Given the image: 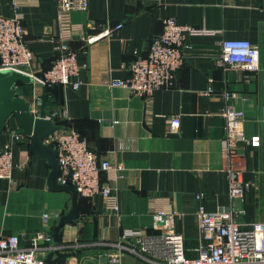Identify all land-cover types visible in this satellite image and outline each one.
<instances>
[{"label":"crops","instance_id":"1","mask_svg":"<svg viewBox=\"0 0 264 264\" xmlns=\"http://www.w3.org/2000/svg\"><path fill=\"white\" fill-rule=\"evenodd\" d=\"M19 1L16 15L27 31V46L34 54L30 70L40 76L55 57L58 1ZM87 1L86 10L71 13L72 22L83 26L70 43L77 63L85 66L78 76L80 87L43 88L31 81L17 86L15 94L25 98L30 109L36 98L42 104L45 95L44 113L63 111L61 122L78 131L93 152L122 166L119 178L111 185L119 211L107 209L100 195L92 199L78 195L79 218L64 224L60 245L55 246L53 228L59 219L44 220L43 215L67 214L71 194L49 189L51 168L45 159L30 153V139L24 138L13 145L11 180L0 179V236L15 234L20 247L25 248L31 245L35 233L49 229L53 250L45 255L53 253V264H108L105 252L111 250L123 231L151 234L152 211L173 208L180 214L175 228L184 238L187 256L193 257L199 240V205L214 211L229 203L220 145L225 135L221 116L224 90L235 94L229 104L244 113L246 136L261 131L264 0ZM0 15H14L12 0H0ZM166 18L216 33L186 36L184 64L176 72L172 87L161 88L149 97L110 87L109 80L128 76L127 64L135 54L147 55L151 38L161 33ZM117 24L121 28L107 37L91 44L84 42L85 35L113 29ZM233 39H245L259 47L260 71L224 70L217 64L221 42ZM167 116L180 118L174 133L168 132ZM17 129L12 116L0 132V149ZM242 148L246 170L241 180L249 184L242 203L243 221L264 223V138L259 148ZM105 179L102 173L101 180ZM199 192L203 193L201 202L196 199ZM59 247L62 250L56 249ZM120 264L152 263L124 252Z\"/></svg>","mask_w":264,"mask_h":264},{"label":"built area","instance_id":"2","mask_svg":"<svg viewBox=\"0 0 264 264\" xmlns=\"http://www.w3.org/2000/svg\"><path fill=\"white\" fill-rule=\"evenodd\" d=\"M58 34L55 38V57L51 66L40 76L34 75L31 68L34 54L27 46V31L16 12L20 7L19 0H12L14 15H0V71L10 70L30 78L32 83L43 88L52 86H69L77 90L81 81L78 79L81 66L77 63L76 54L70 43L75 32L83 31L81 24L71 20L74 10H86L87 0H57ZM259 1V0H251ZM121 28L117 24L113 29L106 28L96 34L83 37L86 44H91L107 37L112 30ZM205 28H194L181 25L174 18L163 20L160 34L151 38L146 56L135 54L127 64L128 76L124 79H112L108 85L114 88H125L139 97H149L161 88L174 85L176 72L184 64L183 47L187 35L215 34ZM221 54L217 64L224 70L257 73L260 71V50L255 44L245 39L223 40ZM264 84V78L261 79ZM17 85L14 87V91ZM212 89L209 88L208 93ZM225 106L221 111L224 118L225 135L220 141L223 168L228 178V198L226 206H219L214 211H207L200 204L197 209L199 240L195 256L188 257L183 236L176 230L175 222L180 214L173 208L158 209L151 213V234L140 231L125 230L118 241L111 244V250L105 252L108 264H120L124 252L148 258L152 264H264V223L243 221L242 203L245 190L249 184L241 180L246 170L243 145L259 148L264 138V104L260 107L259 134L246 136L243 129L244 113L229 104L235 94L224 90L221 93ZM31 112L40 117L41 101L33 102ZM65 118L63 111L54 109L44 113L43 119L59 126L44 139L56 155L59 174L56 183L73 187L79 196L92 199L102 196L105 207L114 212L119 211L118 199L111 185L116 182L123 170L122 166L101 159L93 152L87 140L72 126L61 125ZM169 133L177 131L179 116H167ZM28 138L19 129L10 133V139L0 149V179L11 180L13 168V145ZM102 173L106 179L101 180ZM197 201L203 200V193L196 194ZM57 221L58 214H44L43 219ZM49 229L39 231L31 239V245L20 247L19 237L15 234L0 236V264H45L47 251H52V235ZM44 244V245H43ZM62 250V247L56 248ZM55 249V250H56Z\"/></svg>","mask_w":264,"mask_h":264},{"label":"water","instance_id":"3","mask_svg":"<svg viewBox=\"0 0 264 264\" xmlns=\"http://www.w3.org/2000/svg\"><path fill=\"white\" fill-rule=\"evenodd\" d=\"M18 83L30 84L29 77L10 70L0 71V132L4 131L6 123L13 116L21 134L30 139V153L45 159L51 168L47 184L50 190L65 191L71 194V206L67 214L61 216L53 228V242L60 245V231L65 223H73L79 218L78 193L71 186L56 183L59 167L54 150L44 144V139L56 131L59 126L44 120L45 95L41 97L40 117H35L30 111V104L25 98L15 94L14 87ZM53 253L46 256L45 264H53Z\"/></svg>","mask_w":264,"mask_h":264},{"label":"trees","instance_id":"4","mask_svg":"<svg viewBox=\"0 0 264 264\" xmlns=\"http://www.w3.org/2000/svg\"><path fill=\"white\" fill-rule=\"evenodd\" d=\"M25 84H23V83H18L17 84V86H24ZM27 94H28V92H27ZM59 124H61V125H66V124H63V122H59ZM63 256H65V255H63Z\"/></svg>","mask_w":264,"mask_h":264}]
</instances>
